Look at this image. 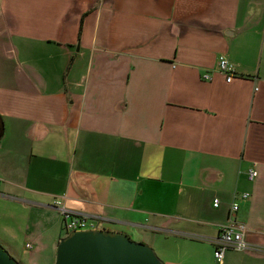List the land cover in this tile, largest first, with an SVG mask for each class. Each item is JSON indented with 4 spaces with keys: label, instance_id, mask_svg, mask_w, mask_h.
<instances>
[{
    "label": "crops",
    "instance_id": "crops-1",
    "mask_svg": "<svg viewBox=\"0 0 264 264\" xmlns=\"http://www.w3.org/2000/svg\"><path fill=\"white\" fill-rule=\"evenodd\" d=\"M234 192L248 248L222 264H264V0H0V244L19 264H53L56 197L164 264H218Z\"/></svg>",
    "mask_w": 264,
    "mask_h": 264
},
{
    "label": "water",
    "instance_id": "water-1",
    "mask_svg": "<svg viewBox=\"0 0 264 264\" xmlns=\"http://www.w3.org/2000/svg\"><path fill=\"white\" fill-rule=\"evenodd\" d=\"M106 229H75L60 237L53 264H164L155 250ZM0 264H19L0 244Z\"/></svg>",
    "mask_w": 264,
    "mask_h": 264
},
{
    "label": "built area",
    "instance_id": "built-area-1",
    "mask_svg": "<svg viewBox=\"0 0 264 264\" xmlns=\"http://www.w3.org/2000/svg\"><path fill=\"white\" fill-rule=\"evenodd\" d=\"M218 69L220 72L224 73L226 82L231 81L233 77V68L227 59L220 55L218 59ZM209 74H205V77H209ZM257 175V171L254 167L248 169V179H252ZM248 197L247 192H234L232 200L229 206V217L228 221L221 224L219 227V234L214 239L213 257L218 264H222L223 254L227 249H237L244 250L248 248V243L245 240L246 227L240 223L234 216L233 213L239 207V201ZM62 199L56 197L52 204L57 206L61 212V218L64 223V227L67 233L72 232L75 229H89L96 228L100 229L97 220L90 219L86 214L75 213L65 208L62 204ZM220 201L218 198L213 199V207L219 206ZM103 229V228H102ZM66 233V234H67ZM29 247L30 243H26Z\"/></svg>",
    "mask_w": 264,
    "mask_h": 264
},
{
    "label": "rangeland",
    "instance_id": "rangeland-1",
    "mask_svg": "<svg viewBox=\"0 0 264 264\" xmlns=\"http://www.w3.org/2000/svg\"><path fill=\"white\" fill-rule=\"evenodd\" d=\"M3 35V34H2Z\"/></svg>",
    "mask_w": 264,
    "mask_h": 264
}]
</instances>
